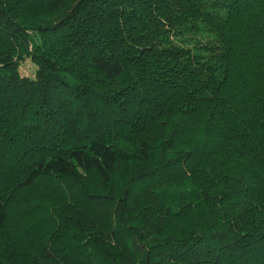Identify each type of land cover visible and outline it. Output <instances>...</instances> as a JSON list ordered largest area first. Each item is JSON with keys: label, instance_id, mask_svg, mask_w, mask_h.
Instances as JSON below:
<instances>
[{"label": "trees", "instance_id": "obj_1", "mask_svg": "<svg viewBox=\"0 0 264 264\" xmlns=\"http://www.w3.org/2000/svg\"><path fill=\"white\" fill-rule=\"evenodd\" d=\"M0 264H264V0H0Z\"/></svg>", "mask_w": 264, "mask_h": 264}, {"label": "rangeland", "instance_id": "obj_2", "mask_svg": "<svg viewBox=\"0 0 264 264\" xmlns=\"http://www.w3.org/2000/svg\"><path fill=\"white\" fill-rule=\"evenodd\" d=\"M20 72L23 77H34L35 67L29 59H25L20 64Z\"/></svg>", "mask_w": 264, "mask_h": 264}]
</instances>
